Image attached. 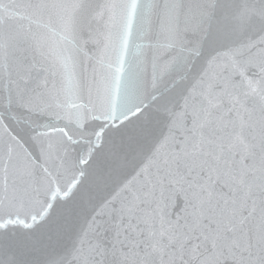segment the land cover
<instances>
[{
  "label": "snow or ice",
  "instance_id": "obj_1",
  "mask_svg": "<svg viewBox=\"0 0 264 264\" xmlns=\"http://www.w3.org/2000/svg\"><path fill=\"white\" fill-rule=\"evenodd\" d=\"M0 264H264V0H0Z\"/></svg>",
  "mask_w": 264,
  "mask_h": 264
}]
</instances>
